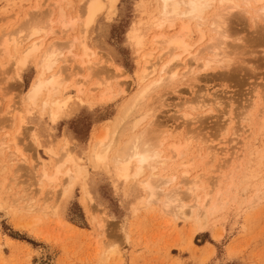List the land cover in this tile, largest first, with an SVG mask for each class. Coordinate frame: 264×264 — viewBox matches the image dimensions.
I'll list each match as a JSON object with an SVG mask.
<instances>
[{"label":"rangeland","instance_id":"374dc122","mask_svg":"<svg viewBox=\"0 0 264 264\" xmlns=\"http://www.w3.org/2000/svg\"><path fill=\"white\" fill-rule=\"evenodd\" d=\"M57 1L0 0V37L3 34L20 37L23 31L27 34L26 27L32 20L34 25L36 18V23L42 22L40 26L48 29L49 13L50 21L56 19ZM61 6L66 15L82 20L84 0H68ZM157 13L155 0H118L111 14L104 10L97 15L85 30L87 44L95 53L89 58L91 71L80 68L79 59L66 54L65 61L62 58L64 62L57 63L64 97L71 100L55 122L40 108L25 102L24 94L38 73L39 55L28 60L19 77L14 73L13 63L0 57V63L7 64L0 69V144L9 143V148H2L0 154V264H261L264 261V197L254 202L252 199L261 184L259 179L264 177L261 20L254 25L245 16L230 17L225 46L230 47L226 48L231 57L229 69L203 70L201 62L193 65L186 57V65H192L189 68L194 72L182 77L184 65H177L175 83L154 90L148 97L147 104L153 108L150 117L153 123L148 127L150 137L157 136L162 126H177L170 138L159 140L165 144L181 140L189 143L182 158L168 162V169L158 168L155 172L177 178L168 189H179L188 217L165 213L160 202L147 204L141 199L144 193H140L136 184L130 185L129 178L115 180L103 168L88 165L85 184L92 201L85 198L80 181L66 196H61V187L57 188L59 184L67 186L63 177L53 187L37 182L42 168L51 172L54 167V158L46 152L49 148L61 155L67 142L77 158H86L93 130L97 128V136L103 134L104 124L135 93L142 66L140 57L153 53L151 64L158 56L152 45L155 29L148 27L150 18ZM50 25L54 34L45 38L46 47L64 44L79 31L62 33L59 25ZM137 25L146 37L138 54L127 39V32ZM206 44H196L192 54ZM201 58L206 59V54ZM163 61H167V56ZM154 75L153 79L157 78ZM104 80L110 82L113 97L101 103L103 87L95 84ZM77 83L83 85L80 95ZM204 100L209 101V106L192 112L191 108ZM19 112L24 128L17 131ZM184 113H192L194 119L186 121ZM32 136L39 146L33 144ZM13 155L16 159L10 161ZM183 162L191 166L181 167ZM235 169L230 192L225 194L230 184L226 178ZM182 170L200 178L199 203L203 198L202 187L211 188L205 208L209 227L204 232L194 229L196 214L191 207L198 201L184 194ZM218 192L222 195L215 205ZM213 205L215 210L210 215ZM54 207L56 214L51 212ZM200 220L202 223L203 219Z\"/></svg>","mask_w":264,"mask_h":264},{"label":"bare ground","instance_id":"6f19581e","mask_svg":"<svg viewBox=\"0 0 264 264\" xmlns=\"http://www.w3.org/2000/svg\"><path fill=\"white\" fill-rule=\"evenodd\" d=\"M67 1L58 0L55 3V6L58 8L56 19L53 18L55 21H50L49 18L52 14L49 13V18L46 22L49 24H46L48 29L44 27L47 29V32L42 28L43 25L40 26L42 22L41 24L36 23L38 22V18H36L37 21L34 25L31 24L34 22L31 19L33 21H30L31 27L30 24L29 28L26 27L28 29L26 30L27 34L23 31L24 35L26 34L25 37L21 33L20 37L11 36L10 34H3L0 37V57H5L7 62L13 63L15 70L13 71L17 77H19L20 70L28 60L39 55L36 63L38 73L24 94L25 102L27 105L40 108V111L46 113L52 122L58 120L69 106L71 100L70 97H64V88H62L57 63L59 61L64 62L66 54L73 59H79L80 68L86 67L91 71L89 58L93 57L95 53L88 46L85 35V30L91 25L87 23L89 6H91V11L96 18L104 10L111 14L118 2V0H84V14L82 20L80 18L79 21V17L71 18L65 14L61 5ZM81 3L83 5V2ZM193 3L212 4L214 6L211 8L187 7V5ZM177 4L181 5L179 9L174 7ZM233 4L237 5V8L234 10L230 7ZM155 5L158 13L150 18L151 24L148 27L155 29L152 45H154V49L158 52L156 62L150 64L154 56L153 53L143 54L140 57L142 66L138 75V88L130 99L119 108L116 115L113 116L114 118L104 124L106 128L103 134L97 136V128L93 130L89 141V154L84 158L85 162L84 159L77 158L69 150L67 142L61 149V155L52 148H49L46 152L49 157L54 158L56 164L54 163L51 172L42 168L39 174H37V182L40 184L46 183L47 186L53 187L57 186L59 178L63 177L67 180L68 187L63 188L59 184L57 188L61 187V196H66L75 183L80 181L84 189L85 198L92 201L90 194L86 191L85 184L88 165L94 169L103 168L107 172H110L115 180H119L122 177L129 178L130 185L136 184L140 193H144L141 199H145L147 204L160 202L165 213H172L174 216L184 219L188 216L186 215V206L183 203V199L180 197V193H178L179 189L174 187L168 189V186L174 184L177 178L170 174L168 176H161V173L156 174V171L158 168L166 170L169 168L167 166L168 162H174L176 159L182 158L189 143L181 140L178 142L170 141L165 144L159 140L160 137L170 138L177 130V126H162L157 136L150 137L148 127H151L153 123L150 120L153 108L151 109L152 106L151 104L149 105V102L147 104L148 97L154 90L160 89L163 86L168 87L175 83L178 76L177 65H184L185 72L182 77L188 74L191 75L194 72L193 69H190L193 67L192 65H186V57L193 61V65L201 62L203 70L216 68L229 69L231 57H228L226 48L230 47H225L228 41L227 38H229L227 36L229 32L226 35V29H229V27L226 28L228 21L230 17H240L241 15V17H247L249 22L256 25V20H261L259 15L260 2L259 0H223L222 7L221 0H155ZM234 12L236 13L231 15ZM46 18L43 19L45 20ZM262 22L264 23V21ZM50 24L59 25L62 33L79 31L64 44H51L46 47L44 45L45 38L54 34ZM77 24L80 28L79 26L77 28ZM34 28L36 29L35 32L33 31ZM127 36L129 44L138 54L146 42L144 30L138 26L137 28L130 29L127 32ZM195 36H197V40H195ZM203 42H207L204 48L192 54L195 45L198 44L199 46ZM233 50L235 48L233 49L232 46ZM204 54H206V59L201 58ZM164 56H167L166 62L163 61ZM62 58L64 61H62ZM6 65V63H0V69H5ZM170 65L174 66L170 69ZM119 71L121 70L119 69ZM154 74L157 76L155 79H153ZM192 80L194 83L193 78ZM76 85L78 95H80L83 91V85L82 83H77ZM95 87H103L99 102L104 103L111 99L113 93L111 92L108 80L97 82ZM120 92L122 93L123 90ZM207 106H209V101H198L196 107H192L191 110L192 112L196 110L202 111ZM17 114L19 115L21 112ZM182 117L187 119L186 121L194 119L192 113H184ZM11 118L13 120L15 118L14 115ZM17 118L16 126L17 131H19L20 128H24V119L22 115H19ZM144 123H146L145 126H143ZM32 142L34 145L39 146L38 140L34 136H32ZM8 145L9 143L7 142L0 144V154L2 148H9ZM137 154H148L151 159L149 162L142 164L134 158ZM97 157L100 158L99 161H97ZM12 159L15 160L16 155H13L10 161H13ZM188 164L190 165L191 163ZM189 165H185L184 162L180 164L181 167H188ZM163 171L161 170V172ZM235 174L236 169L227 176L226 179L229 180L230 184L225 194L230 192ZM180 178L182 179L181 184L186 187L184 194L193 198L194 201H198L197 192L200 178L198 176L191 177L187 170L180 172ZM259 180H261V184L258 185L256 194L252 198L253 202L264 197V177ZM210 189L208 186L205 188L203 186L201 189L203 191V198L200 200V203L198 201L197 205L191 207L192 211L193 209L195 210L194 229L198 232H204L209 227V222L206 220L208 213H206L205 208L206 203L210 199L211 194L208 192ZM221 195V192L216 194L215 205L219 202ZM161 197L163 200L160 199ZM215 205L210 208V215H213ZM30 208L34 209L32 206ZM45 210L46 207H44L43 211L45 212ZM51 210L53 214H56L57 209L55 207ZM200 218L203 219L202 223ZM102 225V223H99V227H102Z\"/></svg>","mask_w":264,"mask_h":264},{"label":"snow or ice","instance_id":"6c2138e0","mask_svg":"<svg viewBox=\"0 0 264 264\" xmlns=\"http://www.w3.org/2000/svg\"><path fill=\"white\" fill-rule=\"evenodd\" d=\"M259 2H260L259 15H260L261 20L264 21V0H259ZM213 6L214 5H212V4H195V3L187 5V7H192V8H211ZM221 6L223 7V0H221ZM174 7L179 9L181 7V5L177 4V5H174ZM230 7L234 10L235 8H237V5L233 4ZM94 20H95L94 13L91 11V6H89V14H88L87 23L92 24L94 22ZM33 31L35 32L36 29L34 28ZM45 31L47 32L46 28H45ZM21 34L23 35V32H21ZM134 158L139 160L142 164L149 162L151 159V157L148 154H144V155L137 154ZM99 160H100V158L97 157V161H99ZM261 264H264V261H262Z\"/></svg>","mask_w":264,"mask_h":264}]
</instances>
